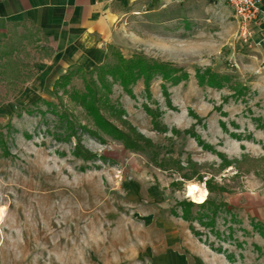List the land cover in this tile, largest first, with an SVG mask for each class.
<instances>
[{
  "label": "rangeland",
  "instance_id": "obj_1",
  "mask_svg": "<svg viewBox=\"0 0 264 264\" xmlns=\"http://www.w3.org/2000/svg\"><path fill=\"white\" fill-rule=\"evenodd\" d=\"M235 23L194 33L124 23L119 53L168 67L130 94L114 83L138 144L78 128L90 161L74 155L77 138L58 140L70 133L65 111L96 128L63 89L58 99L47 43L17 42L21 69L0 76V264H264V65L234 56L255 45ZM190 184L208 205L188 197Z\"/></svg>",
  "mask_w": 264,
  "mask_h": 264
},
{
  "label": "crops",
  "instance_id": "obj_2",
  "mask_svg": "<svg viewBox=\"0 0 264 264\" xmlns=\"http://www.w3.org/2000/svg\"><path fill=\"white\" fill-rule=\"evenodd\" d=\"M232 11L226 0H0V44L13 32L38 31L52 52L45 72L56 81L70 67L91 70L103 65L129 21H168L190 33L230 32L237 27ZM251 28L252 53L239 50L234 56L255 58L264 65V23Z\"/></svg>",
  "mask_w": 264,
  "mask_h": 264
},
{
  "label": "trees",
  "instance_id": "obj_3",
  "mask_svg": "<svg viewBox=\"0 0 264 264\" xmlns=\"http://www.w3.org/2000/svg\"><path fill=\"white\" fill-rule=\"evenodd\" d=\"M35 34H38V31L32 30L22 33L13 32L8 41L0 44L1 78L4 75H8V69H21L12 64L16 47L21 41H27L28 43L32 42L34 37H36ZM19 45H22V42ZM111 56H113L115 61L111 62ZM166 67L168 66L157 64L154 60L144 56H135L131 59H125L115 46L109 47L106 62L101 66H97L91 70H86L82 66L70 67L69 70L54 83L55 93L58 96L61 91L60 89H63L64 93L70 96L74 104L85 111L88 123H91L96 130H91L88 125H83L79 120L74 119L72 115L65 111L60 114L63 116V118L60 117V120L65 122L70 133L65 131L67 132L66 135H58V140L64 142L70 141L74 137L77 138L78 143L74 155L85 161L95 159L96 155L82 145V140L77 134L78 128L83 132L93 135L102 142H105L102 136L105 135L113 140L123 142L127 148L135 149L138 142L133 139V133L130 132L131 129L134 132L135 130L131 125H128L129 123H127V121L122 120L126 116L123 107L119 103H114L111 99L113 85L114 83L120 82L124 90L130 94L132 92L131 86H133L141 77L146 76L150 79L156 71H161L162 73L166 72ZM160 68L161 70H159ZM22 76L23 75H20L15 78L18 80L19 77L22 78ZM110 77L112 81H109ZM75 79L82 80L84 89L74 91L69 90V87ZM59 97L60 96H58V99ZM39 101L41 100L39 99ZM47 104L49 105L51 103ZM53 106L54 105L51 104L50 107ZM109 117L115 118L116 120L120 117V122L123 123V125H127L129 131L119 128L110 121ZM141 139L143 138L141 137ZM209 203L210 199H207L205 203L200 206L204 207ZM262 236L264 237V226L262 227Z\"/></svg>",
  "mask_w": 264,
  "mask_h": 264
},
{
  "label": "built area",
  "instance_id": "obj_4",
  "mask_svg": "<svg viewBox=\"0 0 264 264\" xmlns=\"http://www.w3.org/2000/svg\"><path fill=\"white\" fill-rule=\"evenodd\" d=\"M234 15L244 30V38H248L249 29L253 25L264 23V11L262 10V0H226Z\"/></svg>",
  "mask_w": 264,
  "mask_h": 264
},
{
  "label": "bare ground",
  "instance_id": "obj_5",
  "mask_svg": "<svg viewBox=\"0 0 264 264\" xmlns=\"http://www.w3.org/2000/svg\"><path fill=\"white\" fill-rule=\"evenodd\" d=\"M208 191L197 184H190L188 187V197L192 198L195 203L202 205L208 198Z\"/></svg>",
  "mask_w": 264,
  "mask_h": 264
}]
</instances>
